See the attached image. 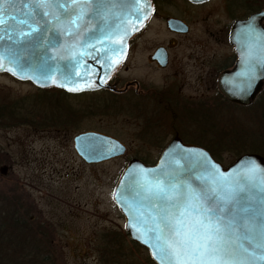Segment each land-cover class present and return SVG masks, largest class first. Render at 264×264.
<instances>
[{"label": "snow or ice", "instance_id": "6c2138e0", "mask_svg": "<svg viewBox=\"0 0 264 264\" xmlns=\"http://www.w3.org/2000/svg\"><path fill=\"white\" fill-rule=\"evenodd\" d=\"M21 2L28 9L24 17L6 20L5 6L15 5L13 0H0V70L15 76L16 69L27 64L51 79L61 72L59 62L67 60L71 70L65 64V82L60 87L76 83L72 77L85 56L96 59L105 70L118 64L129 27L137 30L136 24L153 11L151 0ZM93 22L96 27H91ZM245 35L264 47V35L256 33L253 24ZM87 48L97 55L93 57ZM252 59L249 55L248 60ZM257 60L264 64V59ZM255 79L254 64H250L249 87ZM201 156L204 174L184 175L177 169L130 171L124 179L135 194L134 202L116 193L113 200L127 204L130 219L135 213L137 220L148 225L137 231L141 236L149 234L144 242L158 264H264V205L257 209L248 186L257 167H249L241 180H235L206 154Z\"/></svg>", "mask_w": 264, "mask_h": 264}, {"label": "flooded vegetation", "instance_id": "af4514ba", "mask_svg": "<svg viewBox=\"0 0 264 264\" xmlns=\"http://www.w3.org/2000/svg\"><path fill=\"white\" fill-rule=\"evenodd\" d=\"M151 6L150 19L129 40L124 63L102 89L78 93L48 89L58 92L62 99L60 119L44 115L39 124L43 129L39 131L47 132L56 127H62L64 131L73 127L77 131L79 123L95 118L100 111L120 113L122 109L125 122L133 127L129 138L136 147L135 151L103 132L94 129L78 131L70 141L75 155L83 164L98 166L122 157L98 163L85 162L79 156L75 143L85 134L104 136L121 144L125 148L123 155L128 157L126 164L130 160L146 166L156 164L163 150L174 139L203 149L222 164L214 151L233 146L228 141L241 137L236 130V134L230 132L227 137L226 132L232 128L229 122L228 127L226 123L228 109L249 110L258 100L264 99V64L262 68L254 70L258 74L257 85L249 87L247 84L238 88L243 91L260 86L254 100L248 105L232 103L224 94V91L234 88L235 83H243L245 78L248 82L249 63H259L253 56V61L248 63L246 60L248 64L244 69L243 55L230 42V36L232 31H247L248 26L243 25L253 17L250 21L256 33L264 35V0H151ZM237 23L241 26L234 28ZM249 47L262 46L257 41L249 44ZM255 57L259 58V54H255ZM136 64L137 68L134 67ZM236 68L238 77L235 79L232 73ZM222 78L226 84L223 87L220 86ZM121 99L124 107L114 109ZM16 111L21 113L23 109L18 105L11 107V116ZM29 116V113L24 115V120L17 114L19 125L26 128L35 126L34 120H26ZM2 121L0 117V123ZM235 128L240 130L241 127L237 125ZM140 147L146 149L139 151ZM114 186L109 195L111 200ZM106 235L108 237V233ZM127 238L132 243L128 235ZM111 257L114 259V253Z\"/></svg>", "mask_w": 264, "mask_h": 264}, {"label": "rangeland", "instance_id": "374dc122", "mask_svg": "<svg viewBox=\"0 0 264 264\" xmlns=\"http://www.w3.org/2000/svg\"><path fill=\"white\" fill-rule=\"evenodd\" d=\"M61 101L54 90L40 92L29 83L0 75V117L4 120L0 123V168H8L5 176L0 175V264H152L145 250L129 242L121 216L109 199L128 157L86 166L70 141L74 133L94 129L135 151L129 138L133 127L125 122L124 110L100 111L79 123L77 131L56 127L40 132L44 115L60 119ZM261 104L264 99L249 110L229 108L226 123L232 128L227 137L239 131L237 125L255 126L258 134L264 121ZM17 105L25 113L16 111L11 116V107ZM122 107L121 99L114 109ZM26 113L30 114L26 120H34L36 127L19 125L17 114L25 120ZM228 148L214 151L224 166L237 158L238 150Z\"/></svg>", "mask_w": 264, "mask_h": 264}, {"label": "water", "instance_id": "95a60500", "mask_svg": "<svg viewBox=\"0 0 264 264\" xmlns=\"http://www.w3.org/2000/svg\"><path fill=\"white\" fill-rule=\"evenodd\" d=\"M190 2H200L205 0H188ZM14 7L6 8L5 19H8V16H15L18 19H22L25 13L28 11L27 8L24 7L21 0H13ZM150 15L146 20H143L140 23L136 24L137 30H132L131 26L129 27V35L124 40L122 54L120 56V62L116 65L109 66L106 70L100 67V63L97 62L96 59L85 56L82 58L81 64L75 69V74L73 75V79L76 81L74 84H67L65 87H60L58 84L64 83V75L63 70L65 64L69 65V70H71V64L67 60H61L59 62L61 72L56 73L51 79H47L44 75L39 72L33 71V69L25 64L24 68L21 70L17 68V75H12L10 72L6 70H0V73H7L8 75L18 79L20 81H29L33 85L38 88L47 89V88H58L63 89L70 93H78V92H87V91H96L102 89L104 87V83L110 78V76L118 69V67L124 62L127 51L128 41L139 32L145 23L148 21ZM254 18V17H253ZM251 18L250 20H252ZM246 22L243 26L247 27L251 21ZM9 23H15V21H8ZM135 22V21H134ZM241 24L237 23L234 28L240 27ZM91 27H96L95 22L91 25ZM247 31H232L230 36V42L237 47V51L239 54L243 55L241 58L244 61L243 68L245 69V64H248L250 61L248 60L249 55L254 56L255 54H259L260 59H264V48L262 47H253L250 48L249 44H255L252 42L251 38L245 35ZM257 43V42H256ZM246 45V46H244ZM97 47H100L97 44ZM87 52H91L92 56L95 57L97 53L91 49H85ZM247 60V62H246ZM254 59H252L253 61ZM6 63V62H5ZM23 63V61H22ZM53 63H55L53 61ZM249 64H252L249 63ZM263 64L255 63L254 70L258 68H262ZM239 70V68H238ZM237 68L232 73L233 78H237L238 76ZM256 79L258 74L255 73ZM261 75V74H260ZM28 76H32L33 79H28ZM254 80V83L251 82V87L257 85V80ZM101 80L104 82L101 83ZM225 79L220 80V86H225ZM249 85V81L245 78L243 83L237 82L234 84V88L224 91L225 96L228 100L235 104L240 105H248L251 101L254 100L255 96L259 92L260 86L256 88H248V90H240L239 87ZM91 85V86H90ZM229 86V85H227ZM69 88L77 89L75 91H69ZM76 150L78 154L86 161V162H100L103 160L111 159L114 157L121 156L125 149L118 142L111 140L110 138L104 136H97L94 134H85L76 139ZM201 154H206L208 160L214 163L221 172L225 173L227 176L235 179L241 180L242 177L246 175L247 169L253 165L257 167V175L253 180L248 181V186L254 194L255 198V206L257 209L264 205V173H261V169H264V160L262 157L255 154H246L239 157L233 164L228 167H223L221 164L213 160V158L205 152L203 149L182 144L179 140L174 139L170 142V144L163 150L160 158L154 166L148 167L144 166L142 163L136 160H131L128 162L126 167L123 169L117 183L115 186L114 193L120 194L123 200L134 202V192H132L127 183L125 181V177L129 174L130 171H138L140 169H148V170H162V169H177L181 171L184 175H193V174H204L203 160ZM7 167L0 168V175H6ZM243 186V184H242ZM114 201V200H113ZM116 207L119 210V213L123 217L124 220V230L128 234L130 240L143 249H145L150 259L158 264L156 260H154L152 255V249L149 247L148 243L144 241L148 239V233H145L141 236L140 232L137 231V228L146 229L148 227L147 224H143L140 220L135 218V213H131L132 217L130 219V209L127 204H123L119 201H114Z\"/></svg>", "mask_w": 264, "mask_h": 264}, {"label": "trees", "instance_id": "16d2710c", "mask_svg": "<svg viewBox=\"0 0 264 264\" xmlns=\"http://www.w3.org/2000/svg\"><path fill=\"white\" fill-rule=\"evenodd\" d=\"M262 106V113L260 114L261 117L264 115V104H261ZM264 120V117H262ZM262 123V126L258 128L259 133L256 134L255 132V126L251 129L247 128H240L239 134L241 137L239 139L230 140L228 141L233 146H229L228 151L232 149H237L236 155H240L239 152L242 151H250L255 153H262L264 154V121H260ZM258 123V122H255ZM234 147V148H233Z\"/></svg>", "mask_w": 264, "mask_h": 264}]
</instances>
